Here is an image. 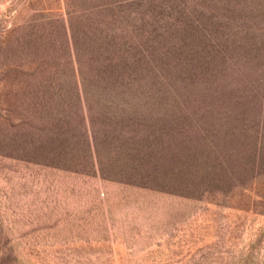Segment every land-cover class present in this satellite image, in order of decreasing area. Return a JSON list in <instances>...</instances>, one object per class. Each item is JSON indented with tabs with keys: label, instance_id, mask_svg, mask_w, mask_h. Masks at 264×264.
I'll use <instances>...</instances> for the list:
<instances>
[{
	"label": "rangeland",
	"instance_id": "rangeland-1",
	"mask_svg": "<svg viewBox=\"0 0 264 264\" xmlns=\"http://www.w3.org/2000/svg\"><path fill=\"white\" fill-rule=\"evenodd\" d=\"M115 48L140 65L202 53L203 98L264 112V0H0V264H264V178L188 193L120 177L108 150L97 158L104 114L84 80ZM206 52L226 55L215 72ZM131 113L108 118L142 120ZM81 137L92 154L78 165L53 153Z\"/></svg>",
	"mask_w": 264,
	"mask_h": 264
},
{
	"label": "trees",
	"instance_id": "trees-1",
	"mask_svg": "<svg viewBox=\"0 0 264 264\" xmlns=\"http://www.w3.org/2000/svg\"><path fill=\"white\" fill-rule=\"evenodd\" d=\"M111 51H116L111 60L103 58L97 75L84 80L91 113L104 114L98 116L104 118V124L92 118L91 143L98 159L108 150L110 159L119 163L120 177L142 185L159 181L161 189L188 193L211 190L228 195L264 178L262 107L242 109L235 102L214 105L208 95L203 98L199 72L206 70H199L205 68L202 53L199 56L178 49L140 65L141 61L134 62L135 57L130 59L117 48ZM206 54L204 62L214 66L211 72H215V60L226 55ZM186 65L195 69L185 78ZM217 106L220 108L215 109ZM142 109L146 115L139 113ZM128 111H132L128 117L139 114L142 120L114 124L108 118L111 114L123 117ZM132 127L128 133L126 128ZM140 133L143 137L137 140L143 141H136ZM81 138L83 141L77 143L67 138L53 153L63 156L68 165H78L77 159L86 150L92 154L90 140Z\"/></svg>",
	"mask_w": 264,
	"mask_h": 264
}]
</instances>
